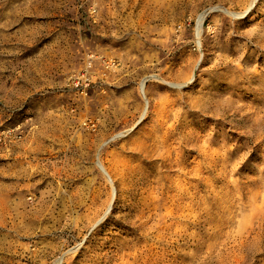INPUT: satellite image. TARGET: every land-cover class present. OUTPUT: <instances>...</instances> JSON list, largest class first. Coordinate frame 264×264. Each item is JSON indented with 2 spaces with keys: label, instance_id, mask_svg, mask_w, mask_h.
Instances as JSON below:
<instances>
[{
  "label": "rangeland",
  "instance_id": "374dc122",
  "mask_svg": "<svg viewBox=\"0 0 264 264\" xmlns=\"http://www.w3.org/2000/svg\"><path fill=\"white\" fill-rule=\"evenodd\" d=\"M244 1L0 0V264H55L61 253L64 264H146L147 254L150 264H264V207L251 201L263 184L264 85L221 61L247 51L264 75V0L253 21L228 14ZM192 67L199 83L171 85ZM208 92L244 112L210 117L214 108L183 103ZM178 106L189 113L185 196L175 159L139 149L177 146L180 127L165 133L185 116ZM199 138L216 154L232 149L224 174L207 161L191 171L206 154L192 151ZM124 164L138 185L132 200L111 191L122 192ZM110 192L118 202L107 204ZM144 192L154 198L141 212Z\"/></svg>",
  "mask_w": 264,
  "mask_h": 264
},
{
  "label": "bare ground",
  "instance_id": "6f19581e",
  "mask_svg": "<svg viewBox=\"0 0 264 264\" xmlns=\"http://www.w3.org/2000/svg\"><path fill=\"white\" fill-rule=\"evenodd\" d=\"M261 1L262 0H245L243 2V4H242L244 6V11L243 12L236 13L235 11H230L228 14L230 16L232 15L235 18H242V19L246 18V17H250V19L253 21L255 15H257L258 12L260 11L259 4L261 3ZM204 20H205V17L203 15H201L199 17V20H198V32H199L198 35L199 36L201 34V31H202ZM209 29L211 31L214 30V28H212V26H209ZM259 39L261 41H264V35L260 36ZM244 52H245L244 53L245 55L244 54H240L239 56H237V58H235V60L231 59V56L229 57V54H227L226 56H222L221 61L229 60L230 62H232L234 64V67H235V71H234L235 74L234 75H242L240 73V71L243 72V73H251V74H253V77L250 78L251 81L253 79L254 80H259L264 85V75L259 70L260 66H258L257 64L256 65H253V64L251 65V62H252V60H250L251 56L249 54H246L247 51H244ZM251 52L254 53L253 51H251ZM90 67L93 69L95 66L91 65ZM194 67H192V69H190L189 71H187L185 73V76H186V79H187L185 82L171 83V85H174L178 89H181V87H183V85H185L187 83H189V85H190L191 81H193L194 84L195 83H199L200 81L198 79L192 80L193 79L192 74L194 73V70H195ZM214 69H216V68H214ZM204 75L208 76L209 80H211V78H212L211 75H209V74H204ZM204 82H205V84L208 85V80H204ZM207 87H209V86H207ZM142 89L144 91L145 84L142 85ZM257 91H260V90L257 89ZM208 93H210L209 96H207V95L206 96L205 95H198V96H195L192 101L190 100L189 95L183 94V98L186 99L183 103L185 105H187L191 109V111H194V107H198L200 110H206V111H208L207 110L208 108H214L215 110H212L213 114H211L210 117L220 116V114L224 115L225 113H228L230 111H232V112L243 111L240 107L234 105L235 102H236L235 100L233 101L231 98L223 96L222 94L218 95L216 93L213 94L212 92H208ZM171 107L174 108L175 106L171 105ZM180 109L181 108L179 107V110ZM219 110H221V111H219ZM180 112H181V110H180ZM181 114H185V116H183L181 118L178 117L177 121L172 123L170 125L169 130H167L166 133H165L166 137L173 136L174 130L176 129V125H178L180 127L178 129V131H177V135H178L177 146L178 147L171 145L169 142H167L165 139H163V141L156 142L155 144H151V145L146 144L144 142L141 145H139V149H140V153L144 157H147L149 159H153V157L156 154H158L161 157V160H172V159H175V162H176L177 168H178L175 171L177 173L176 174V177H177V191L179 192V194H182V195L185 196L188 193L186 192V178L184 179V181H182V171L186 170V167L184 166V155H185L184 152L185 151H183L182 147H183L184 143H187L186 135L183 132V128H184V125L186 127V123H187V120H188L189 113L181 112ZM168 118H169V116H168ZM214 120H215V122H218V119L215 118ZM85 125L87 126L88 124H85ZM92 128H96V125H94ZM170 133H171V135H170ZM242 133L247 135V136H249V137H252V135H253L252 134L253 132H251L249 130H242ZM190 142H193V143H191L192 151H194V149L197 148L199 153H201V151L203 153V152H205V150H203V148L206 149V154L204 155L203 160L201 162H198L197 166L193 167L191 171H194L195 173H198L201 164L203 162L207 161L208 165H213L214 164V166H216V169L219 170L220 174H224L226 172V168H227L226 162H227V160H229L228 153L230 151H232V149H230V151H228L226 147L221 146L220 150L222 151V153H217L216 154V151L211 148L210 140H207V141L203 142L201 140V138H199L196 141H193V139H191ZM90 146L92 147V145H90ZM85 148H86L85 146H82L80 148V154H79L80 158H86L88 156L89 152L86 151ZM218 162H222L220 168H218V165H217ZM94 163H96L97 165L101 166L105 171L107 170L106 169V165H105V163L102 162L101 158L96 160ZM257 165H259V163H257L256 166ZM124 166H125V164L122 166V169L119 170L120 174H121L120 175V177H121L120 185H122V187H123L121 191L122 192H126L127 191V192L126 193L120 192L117 189L116 184L115 185L112 184L111 191H113V190L114 191H118L119 193H121V196H124L125 200L127 198H130V200H132V199H134L137 196V194L135 193V191L130 192V190H128V188H130L131 186H135L136 184L134 182V178L132 176V173H126V171L123 170ZM63 171H65V170L57 168V172L56 173L60 177V175H62ZM259 176L262 177V179H263L262 187L259 188L258 190L253 191L252 192V196H251V201H252V203L254 205L259 202L258 204L255 205V209H257L259 207H264V170H262V168H261V173H260ZM136 187L138 188V185H136ZM59 188H61V187H59ZM147 193L149 195L146 196V197L142 196L141 202L138 205V210H141V212L144 211V207L146 206L147 201L149 200V198L150 197L154 198V196H153L154 193H151V192H144L142 195L147 194ZM201 196L202 195H199V194H193V196L191 197L190 204L193 207H201V205H202V202L200 201ZM110 200L118 202L119 198L116 197V196H113L111 194V192H110L107 204H108V202ZM80 203H82V202L80 201ZM203 205H204V203H203ZM211 205L212 206H210V209H213L214 203L211 204ZM215 205L217 206V202L215 203ZM254 205L252 207L253 209H254ZM81 206H83V204ZM118 208H119L118 206H115L114 207V211L116 209H118ZM134 208H136L135 204H132V203L129 204L128 207L124 208V210H127V212L124 213L123 216L124 217L130 216L131 215V210L134 209ZM101 215H102L101 211H98L95 214V218H99L98 220H96V222L100 221ZM95 218H94V216L93 217L89 216V223L94 221ZM105 223L106 222H104L101 226H103ZM157 225H160V224L158 223V224L154 225L156 231L158 230ZM74 226H76V224H74ZM147 255H149V254H147ZM147 255L145 257V261L144 262L146 264H150L153 259L150 262H148L149 261V257ZM64 259H65V253H61L59 255V257L57 258L55 264H64Z\"/></svg>",
  "mask_w": 264,
  "mask_h": 264
}]
</instances>
